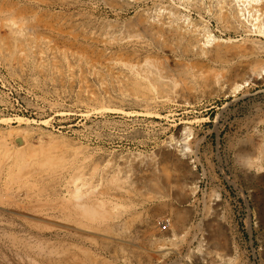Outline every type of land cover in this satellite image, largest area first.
Instances as JSON below:
<instances>
[{
  "label": "rangeland",
  "instance_id": "374dc122",
  "mask_svg": "<svg viewBox=\"0 0 264 264\" xmlns=\"http://www.w3.org/2000/svg\"><path fill=\"white\" fill-rule=\"evenodd\" d=\"M100 1L0 0V264H31L39 240L88 246L85 234L80 239L61 228L71 221L68 184L77 168L80 181L94 189L109 180L101 175L109 171L131 191L105 189L107 199L125 206L108 224L159 257L134 247L126 251L130 264H264V36L254 28V10L235 0H117L115 7ZM13 18L18 28L9 26ZM139 21H172L170 28L180 26L182 34H165L168 47L153 45L135 28ZM203 33L212 35L209 45L202 44ZM236 45L240 55H217ZM145 58L156 64L167 58L165 71L182 91H131L132 79L120 83L112 76L126 73L122 61ZM111 67L116 71L109 73ZM215 73L219 84L206 82L205 75ZM17 136L24 147L16 145ZM162 150L184 157L194 172L173 157L159 159ZM151 162L150 175L126 172ZM59 198L64 211L54 205ZM35 210L50 217L40 220ZM160 214L171 220L168 231L156 226ZM124 222H132L129 232Z\"/></svg>",
  "mask_w": 264,
  "mask_h": 264
},
{
  "label": "bare ground",
  "instance_id": "6f19581e",
  "mask_svg": "<svg viewBox=\"0 0 264 264\" xmlns=\"http://www.w3.org/2000/svg\"><path fill=\"white\" fill-rule=\"evenodd\" d=\"M97 1V0H96ZM103 1L105 4L113 7L114 5L116 6V4H114V2H116L117 0H101ZM100 1V2H101ZM123 1V0H122ZM137 1V0H135ZM186 1V0H185ZM237 1V3H244V5H249V7H251V10H254L253 12H255L254 15L255 16V19L253 21H255V23L253 24L251 21L249 22L250 24L252 23L254 25V28L255 30L260 34V35H263L264 36V0H235V2ZM141 2V1H140ZM147 2V1H146ZM221 2V1H220ZM226 2V1H225ZM118 3V2H116ZM125 3H128V2H125ZM202 3V2H201ZM217 3V2H216ZM215 3V4H216ZM219 3V2H218ZM234 3V2H233ZM130 4V3H129ZM222 4V3H221ZM125 5V4H124ZM132 5V3H131ZM228 5V4H227ZM243 5V6H244ZM114 6V7H115ZM118 6V4H117ZM121 6V5H120ZM123 6V5H122ZM139 6V5H138ZM163 6V5H162ZM170 6V5H169ZM210 6V5H209ZM245 7V6H244ZM248 7V8H249ZM196 8V7H195ZM122 9V8H121ZM162 9V8H161ZM170 9V8H168ZM173 9V8H172ZM172 9H170V11H168V14H172L174 15L175 13H177V11H174V12H171ZM221 10V8H219ZM239 9V8H237ZM247 9V8H246ZM114 10V9H112ZM124 10V9H123ZM128 10V9H127ZM176 10V9H175ZM224 10V9H222ZM250 10V9H248ZM145 11V10H144ZM237 11V10H236ZM165 12V11H164ZM239 12V11H238ZM253 12H251L253 14ZM144 13V12H143ZM142 13V14H143ZM159 13V12H158ZM157 13V14H158ZM246 14V13H245ZM250 14V13H249ZM242 15V14H241ZM240 15V16H241ZM251 15V14H250ZM10 16V15H9ZM160 16V15H159ZM157 16V17H159ZM176 16V14H175ZM12 17V16H11ZM11 17L9 19H11ZM14 17V16H13ZM168 17V16H167ZM179 17V16H178ZM243 17V16H242ZM15 18V17H14ZM13 18V21H11V23H9V26L10 28L12 29L11 26H16L17 24H19L17 22V24L15 25L14 21H17ZM160 18V17H159ZM4 19V18H3ZM140 19V18H139ZM171 19V18H170ZM169 19V20H170ZM173 19V18H172ZM241 19V18H240ZM8 19L6 18V20L4 21H7ZM167 20V19H166ZM168 21V20H167ZM177 21V20H176ZM140 22V21H139ZM143 22V20H142ZM172 22V21H171ZM171 22H169V24H167L168 22L166 21H162L159 25L157 24L156 26L155 25H149V23L147 24L146 23H139L138 24V27H135L136 29L138 28L142 34L149 38L150 39V42L153 43V45H166L165 43H163V39H164V36L165 34H178L179 31L181 32V30L178 31L177 28H181L180 26L177 27V28H170L171 26ZM178 22V21H177ZM240 22H243V21H240ZM6 23V22H5ZM8 23V22H7ZM137 23V22H136ZM151 23V22H150ZM159 23V22H158ZM176 23V22H175ZM189 23V22H188ZM173 24V23H172ZM243 24V23H242ZM241 24V25H242ZM135 25V24H134ZM253 25H252V28H253ZM19 26V25H18ZM1 27V25H0ZM183 27V26H182ZM205 27V26H204ZM16 28H18L16 26ZM196 28V27H195ZM201 28V27H199ZM203 28V27H202ZM201 28V29H202ZM253 28V29H254ZM182 29V28H181ZM184 29V28H183ZM14 30V29H13ZM12 30V31H13ZM138 30V31H139ZM20 31V29H19ZM139 31V33H140ZM184 31V30H183ZM200 31V30H199ZM209 31V30H207ZM251 31V30H250ZM14 32V31H13ZM184 33V32H183ZM191 33V32H190ZM201 33V32H200ZM206 33V32H205ZM203 33V34H205ZM257 33V34H258ZM138 34V33H137ZM182 34V32L180 33ZM187 34V33H186ZM178 36H180L178 34ZM205 42L202 43L203 45L204 44H207L209 45L208 43L211 41L210 38H211V34H205ZM204 38V37H202ZM178 39V38H177ZM175 39V40H177ZM183 40V39H182ZM213 41V40H212ZM218 41V40H217ZM165 42V41H164ZM170 42V41H169ZM168 42V43H169ZM172 42V41H171ZM228 42V41H227ZM167 43V45H168ZM166 45V46H167ZM232 45V44H231ZM241 45V44H240ZM141 46V45H140ZM184 46V45H182ZM235 46V45H234ZM168 47V46H167ZM204 47V46H202ZM226 47V46H225ZM183 48V47H182ZM228 49H220L217 53L218 56L222 57L224 56L225 54H229V55H233V56H237V55H240L242 51V47L241 46H237L236 47H227ZM189 49V48H188ZM244 49V47H243ZM185 50V49H184ZM189 52V51H188ZM186 53V52H185ZM101 54V53H100ZM135 54V53H134ZM97 55V54H96ZM103 55V54H102ZM93 58V57H92ZM91 58V60H92ZM103 58V57H102ZM101 58V59H102ZM100 59V58H99ZM106 59V58H105ZM112 59V58H111ZM117 59V58H115ZM127 59V58H126ZM162 59V58H161ZM172 59V58H171ZM106 60H110V58L106 59ZM118 60V59H117ZM167 60V58H166ZM166 60H163L162 62H160V64L157 62L154 63V61H152L151 59L149 58H145L144 61H139L137 59V61H128V62H124L122 60H119L122 64L121 66L126 70L124 72L122 71H118L117 73H114V75L112 76H115V78L120 82V83H126L127 80L130 81V79H132L131 83H129L128 85L126 84V88H128L129 90L132 91V89L130 88H135L137 90V88H139L141 91L142 90H145V91H148L149 93H152V94H159V93H162V92H166V93H173V94H177L178 92H181L182 91V87H181V90L177 88V85L179 84L178 83L177 85H175L171 78L168 77L169 73L166 72V68H164V66L167 67V61ZM175 60V59H174ZM87 61V60H85ZM114 62L116 60H113ZM126 61V60H125ZM161 61V60H160ZM110 62V61H109ZM113 62V63H114ZM120 62L117 61L118 64L116 65H119ZM178 62V61H177ZM91 63V62H90ZM116 63V62H115ZM89 64V63H88ZM96 64V63H95ZM111 64V65H110ZM179 64V63H178ZM112 61L109 63V67L112 66ZM116 65L114 64L113 67H116ZM181 65V64H180ZM185 65V64H184ZM91 66V65H90ZM98 66V65H96ZM101 66V65H99ZM120 66V65H119ZM183 66V65H182ZM181 66V67H182ZM188 66V65H186ZM113 67L112 70L110 68L109 70V73H111L110 71H116V69L113 70ZM179 67V66H178ZM185 67V66H184ZM254 67V66H253ZM257 66H255L256 68ZM94 68V67H93ZM190 68V67H189ZM252 68V67H251ZM100 69V68H99ZM109 69V68H107ZM119 69H122V68H119ZM176 69V68H175ZM180 69V68H179ZM244 69V68H243ZM249 69V68H248ZM253 69V68H252ZM261 69V68H259ZM95 70V69H94ZM178 70V69H176ZM184 70V69H183ZM246 70V69H245ZM251 70V69H250ZM262 71H264V66H263V69H261ZM99 71V70H98ZM114 71V72H115ZM186 71V70H184ZM249 71V70H248ZM256 72L257 70L256 69H253L251 70L250 72ZM101 72V71H100ZM187 72V71H186ZM250 72H245V75L247 76L248 74L250 75L251 73ZM168 73V74H167ZM213 73V72H212ZM259 73V71H258ZM261 73V72H260ZM96 74V73H95ZM100 74V73H99ZM98 74V75H99ZM107 74V73H106ZM113 74V73H112ZM111 76V74H109ZM126 75H129V76H126ZM173 75V74H171ZM244 75V73H243ZM252 75V74H251ZM109 76V77H110ZM244 76V77H246ZM106 77V76H105ZM108 77V78H109ZM172 77V76H171ZM104 78V77H103ZM111 78V77H110ZM114 78V77H113ZM173 78V77H172ZM205 80L206 82H208L209 84L211 85H218L219 82H220V77H219V74L215 73V74H206L205 75ZM124 80V82H123ZM239 80H244V78L242 77L241 75V78H239ZM181 84H185V83H182ZM239 84V83H238ZM119 85V83H118ZM125 85V84H124ZM205 85V84H204ZM121 86V85H119ZM183 86V85H181ZM237 86V84H236ZM235 86V87H236ZM242 86V85H241ZM122 87V86H121ZM179 87V86H178ZM189 87V86H188ZM210 87V86H209ZM237 87H240L239 85ZM236 87V88H237ZM185 88V87H184ZM186 89V88H185ZM189 89V88H188ZM238 89V88H237ZM134 90V91H136ZM138 90V91H140ZM236 90V89H235ZM122 91V90H121ZM127 91V89H126ZM129 91V92H131ZM140 91V92H141ZM120 93V92H119ZM165 94V93H164ZM170 95V94H169ZM134 96V95H133ZM147 96V95H146ZM162 96V95H161ZM171 96V95H170ZM136 97V96H135ZM153 97V96H152ZM163 97V96H162ZM161 97V98H162ZM169 97V96H168ZM178 97V96H177ZM125 98V97H124ZM100 99V98H99ZM170 99V98H169ZM175 99V97H174ZM162 100V99H161ZM173 101V100H172ZM162 103V102H161ZM21 119V118H19ZM10 120L9 118H3V121H8ZM188 130V129H187ZM24 132V130H23ZM187 135V134H186ZM184 136V134H183ZM182 137V135L180 136ZM15 138V137H14ZM188 138V137H186ZM186 138H180L181 140H185ZM15 142H16V145L24 147L26 145V141L23 137L21 136H17L15 138ZM181 142V141H180ZM179 143V142H178ZM182 143V142H181ZM183 145V144H182ZM186 145V144H185ZM184 146V145H183ZM189 146V145H188ZM17 147V146H16ZM186 147V146H184ZM183 147V148H184ZM172 148V147H170ZM182 148V147H181ZM180 148V149H181ZM182 148V149H183ZM245 148V147H244ZM8 149V148H7ZM6 149V150H7ZM28 149V148H27ZM188 149V148H187ZM253 149V148H252ZM5 150V151H6ZM9 150V149H8ZM8 150L6 153H8ZM186 150V149H185ZM190 150V149H189ZM31 151H32V148H31ZM245 153L248 152V149H244ZM187 152H189L187 150ZM182 153V152H180ZM245 153H242V154H245ZM248 154V153H247ZM137 155V154H136ZM150 155V154H149ZM182 156V155H181ZM22 157V156H21ZM132 157V156H131ZM160 157L159 159H162V160H167L168 158L170 157H173L175 158L182 166L183 170H187L188 172H190L191 174L194 172L192 171V169H190L187 165V163L183 160L184 157H180V155L176 152H169V151H165V150H162L160 152ZM143 158V157H142ZM141 158V160H142ZM145 158V157H144ZM256 158V157H255ZM26 159V158H25ZM125 159V158H124ZM140 159V158H139ZM16 160V159H15ZM131 160H135V159H131ZM174 160V159H173ZM247 160V159H246ZM22 161V160H21ZM20 161V162H21ZM28 161V160H27ZM120 161V160H119ZM168 161V160H167ZM169 161H171L169 159ZM176 161V162H177ZM249 161V160H247ZM23 162V161H22ZM135 162V161H134ZM149 162V161H148ZM153 162V161H152ZM152 162L149 163L146 167H142L143 164L139 165L141 162H139V164H134L132 165L131 169L130 167L128 168V170L126 171L127 173L129 172V170H132L134 172L135 171H140L142 172L145 176L147 175L145 172L148 171L146 168H151L152 167ZM43 163L45 164L46 161H43ZM118 163V162H117ZM125 163V162H124ZM131 163V162H130ZM146 163V162H145ZM156 163V162H155ZM154 163V165H156ZM174 163V162H173ZM256 163V162H255ZM254 163V164H255ZM51 164V163H50ZM53 164V163H52ZM147 164V163H146ZM144 164V165H146ZM160 164V163H159ZM17 165V164H16ZM119 165V164H118ZM169 165V164H168ZM252 164H249L248 166H251ZM127 166V165H126ZM124 166V167H126ZM160 166V165H159ZM179 166V165H178ZM11 167V166H10ZM20 167V166H19ZM120 167V166H119ZM123 167V166H122ZM123 169H126L124 168ZM164 167V166H163ZM256 167H258L256 165ZM96 166H94V168L92 169V172L90 174H92L94 176V174L96 175ZM106 168V167H104ZM157 168V167H156ZM162 168V167H161ZM146 169V171L144 170ZM160 169V167H159ZM119 171V170H118ZM117 171V172H118ZM121 171V169H120ZM119 171V172H120ZM123 171V170H122ZM145 171V172H144ZM250 171V169H249ZM104 172V170L102 171ZM107 172V171H106ZM109 172V171H108ZM108 172L107 174H101L103 176H109V180L103 184V187L100 188L99 184V188L96 186L97 189H94V186L92 184L91 181H88L87 179L85 180H81L80 181V177L82 176L83 173L80 172V169L77 168L76 172H74V175L71 176L70 180H69V184L68 186L71 184L73 185V189L71 191V194L69 192V195H71V205H70V208L71 210L69 209V211L71 212V221H67V222H64L63 224H61V228H64V229H67V230H70L72 232H74V234L77 236V237H81L82 234H85L86 237H87V241H88V246H81V245H76V244H70V246H61V247H55L54 244L53 245H50L48 242H44L45 240H39V243H37L35 245V254H36V257H31L29 262L31 264H130L129 263V259L126 255H127V252L128 250H130V248H134V247H137L138 250H140V252H145V253H148L147 255H149L151 258L154 257L155 259L157 257H159V255L156 253L157 251H151V250H148L146 247H142L140 246L139 244H136L134 243L132 240H130V238H128L127 236H125L124 234L127 233V231L125 233H119L118 231L115 232V230L113 229V226H111V224H108L109 221H111L112 219L116 218V217H121L123 215V213H119V212H122V208L124 209V204L123 202H114L113 200L111 199H107V197L105 196L106 195V190L105 189H108V186L109 184H112V185H115L116 186V189H120V190H123V192H128V191H125L126 188L125 186L123 185V182L120 180H118L117 178H115L116 176V173H115V176L113 175H108ZM131 172V171H130ZM139 172V175H142V173L140 174ZM164 172V171H163ZM160 173V172H159ZM170 173V172H169ZM172 173V172H171ZM16 174V173H15ZM72 174V173H71ZM118 174H121V173H118ZM123 174L125 175V173L123 172ZM136 174V173H135ZM148 174L150 175L149 171H148ZM165 174V172L163 173ZM91 175V176H92ZM154 175V174H153ZM158 175V174H157ZM31 176V175H30ZM100 176V175H99ZM112 176V177H111ZM120 176V175H118ZM122 176V174H121ZM167 176V173L166 175ZM22 177V176H21ZM102 177V176H101ZM127 177V176H126ZM124 177V178H126ZM131 177V176H130ZM150 177V176H148ZM169 177V176H167ZM59 178V177H58ZM100 178V177H99ZM122 178V177H121ZM138 178V177H136ZM161 178V177H160ZM159 178V179H160ZM106 179V178H105ZM116 179V180H115ZM148 179V178H146ZM168 179H171V178H168ZM167 179V180H168ZM32 180V179H31ZM127 180V179H125ZM151 181V179H148ZM185 180V179H184ZM130 181V180H129ZM134 181V180H133ZM132 181V182H133ZM156 181V180H155ZM160 181V180H159ZM162 181V179H161ZM27 182V181H26ZM122 182V183H121ZM141 182V180H140ZM143 182V181H142ZM141 182V183H142ZM154 182V181H153ZM168 182L170 183V180H168ZM30 183V182H29ZM67 183V182H66ZM99 183V182H98ZM136 183V182H134ZM145 183V182H144ZM146 183H151V182H147ZM157 183L159 184V182L157 181ZM153 184V183H152ZM168 183H166V186H170V185H167ZM25 185V184H24ZM31 185V184H30ZM48 185V184H47ZM65 185V184H64ZM136 185V184H135ZM162 185V184H161ZM131 186V185H130ZM134 186V185H133ZM143 186V185H142ZM141 186V188H142ZM151 186V184H150ZM163 186V185H162ZM181 186V184H180ZM139 187V186H138ZM145 187V186H144ZM158 187V185L156 186ZM112 189L114 187H111ZM132 188V187H131ZM135 188V187H134ZM182 188V187H181ZM137 189V188H135ZM139 189V188H138ZM137 189V190H138ZM152 189V187H151ZM156 189V188H155ZM162 189V188H160ZM195 189V188H194ZM193 189V190H194ZM110 190V189H109ZM136 190V192H137ZM145 190V189H144ZM172 190V189H171ZM108 191V190H107ZM143 191V190H142ZM53 192V191H52ZM109 192V191H108ZM131 192V191H130ZM128 192V193H130ZM165 192V191H163ZM110 193V192H109ZM166 193V192H165ZM27 194V192H26ZM25 194V196H26ZM30 194V193H29ZM37 194V193H36ZM50 194V193H49ZM48 194V195H49ZM61 194V193H60ZM66 194V193H65ZM68 194V193H67ZM112 194V193H111ZM131 194V193H130ZM160 194V193H159ZM17 195V193H16ZM38 195V194H37ZM36 195V196H37ZM109 195V194H108ZM123 195V194H122ZM148 196L150 195V193L147 194ZM146 195V196H147ZM157 195V194H156ZM164 195V194H162ZM170 195V193H169ZM173 195V194H172ZM1 196V194H0ZM3 196V195H2ZM1 196V197H2ZM35 196V194H34ZM46 196V195H45ZM120 196V195H119ZM145 196V198H146ZM166 196V195H165ZM0 197V198H1ZM6 197V196H5ZM8 197V196H7ZM56 197V196H55ZM67 197V196H65ZM69 197V196H68ZM121 197V196H120ZM151 197V195L149 196ZM148 197V198H149ZM153 197V196H152ZM151 197V198H152ZM159 197H162V196H159ZM167 197V196H166ZM61 198V197H60ZM57 201V203H55V200H54V205L56 208H58L60 211L63 210L64 211V199H60ZM116 198V197H115ZM144 198V197H143ZM171 198V197H170ZM29 199V198H28ZM41 199V198H40ZM67 199V198H66ZM153 199H156L155 197ZM151 199V200H153ZM162 199V198H161ZM165 199V198H164ZM163 199V200H164ZM173 199V198H172ZM181 199V198H180ZM68 200V199H67ZM120 200V199H119ZM129 200V199H127ZM143 200V199H142ZM150 200V199H149ZM148 200V201H149ZM160 200V199H159ZM168 200V198H167ZM17 201V200H16ZM15 201V202H16ZM39 201V200H38ZM45 201V200H44ZM121 201V200H120ZM170 201V200H169ZM180 201V200H179ZM14 202V201H13ZM37 203V201H34ZM53 202V201H52ZM144 202V201H143ZM158 202V201H156ZM155 202V203H156ZM180 202H188V200L186 199L185 201H180ZM17 203V202H16ZM15 203V204H16ZM24 203V202H23ZM27 203V202H26ZM35 203V204H36ZM51 203V202H50ZM162 203V201H161ZM160 203V204H161ZM164 203V202H163ZM168 204V202H166ZM43 204V203H42ZM49 204V202H48ZM134 204V203H133ZM141 204V203H140ZM158 204V203H157ZM159 204V205H160ZM171 204V202H170ZM131 205V203H130ZM162 205V204H161ZM21 206V205H20ZM31 206V205H30ZM51 206V204H50ZM53 206V205H52ZM51 206V207H52ZM68 206V205H67ZM133 205H131L132 207ZM27 207V206H26ZM29 207V206H28ZM44 207V206H43ZM18 208V207H17ZM34 209V208H33ZM54 209V208H53ZM66 210V209H65ZM55 211V210H54ZM36 214H38V216H35L36 218L38 219H43L45 216H49L47 213H45L44 211H37L35 210ZM29 213V212H28ZM68 213V212H67ZM66 213V214H67ZM31 214V213H30ZM33 214V213H32ZM64 214L65 212L63 213V217H64ZM138 214V213H137ZM146 214V212H145ZM164 215V214H163ZM66 216V215H65ZM186 216V215H185ZM28 217V215H27ZM50 217V216H49ZM48 217V218H49ZM61 217V218H63ZM184 217V216H183ZM31 218V217H30ZM52 218V217H51ZM182 218V217H181ZM46 219V218H45ZM54 219V218H52ZM118 219V218H117ZM129 219V218H128ZM131 219V218H130ZM60 221V219H58ZM132 220V219H131ZM145 220V219H144ZM215 220V219H214ZM128 221V220H127ZM147 221V220H145ZM32 222V221H31ZM61 222V221H60ZM58 222V223H60ZM218 222V221H217ZM33 223V222H32ZM56 223V222H55ZM132 223V222H130ZM130 223H127L125 224V222L122 224V228L123 229H128V232H129V229L131 228V224ZM179 224V222H178ZM182 225V224H181ZM60 227V226H59ZM52 228V227H51ZM54 228V227H53ZM133 228V227H132ZM179 228V227H177ZM185 228V227H184ZM183 229V228H182ZM177 230V229H175ZM6 231V230H5ZM84 231V232H83ZM8 233V232H7ZM6 233V234H7ZM10 235V234H8ZM117 235H120L121 237H117ZM128 235V234H127ZM151 235V234H150ZM137 237V236H136ZM212 236L209 234L208 235V238H211ZM5 238V237H4ZM7 238V237H6ZM3 239V238H2ZM81 239V238H80ZM83 240V239H82ZM84 242V241H83ZM152 242V241H151ZM69 243V242H68ZM153 244V243H151ZM12 245V244H11ZM86 245V244H85ZM137 245H139L140 247H138ZM57 246V245H56ZM162 246V245H161ZM29 247V246H28ZM118 248H120L121 252L123 254H119L118 252ZM160 248V247H159ZM157 249V250H160V249ZM19 249V248H18ZM164 249V248H163ZM162 249V250H163ZM27 250V249H26ZM133 250V249H131ZM144 250V251H143ZM22 251V250H21ZM127 251V252H126ZM29 252V250H28ZM26 252V253H28ZM130 252V251H129ZM141 252V253H142ZM151 252V253H149ZM166 252V251H165ZM135 253V252H134ZM159 253V252H158ZM28 255V254H27ZM165 255V254H164ZM137 256V255H136ZM139 256V255H138ZM37 257L39 259H37ZM130 257V256H129ZM210 258V257H209ZM37 259V260H36ZM189 260V259H187ZM153 261V260H152ZM196 261V260H195ZM209 261V260H208ZM224 261V260H223ZM211 262V261H210ZM187 264H191V263H188L186 262ZM193 263V261H192ZM213 263V262H212ZM216 263V261H215ZM12 264V263H11ZM199 264V262H198ZM218 264V263H216Z\"/></svg>",
  "mask_w": 264,
  "mask_h": 264
},
{
  "label": "built area",
  "instance_id": "2783aa9c",
  "mask_svg": "<svg viewBox=\"0 0 264 264\" xmlns=\"http://www.w3.org/2000/svg\"><path fill=\"white\" fill-rule=\"evenodd\" d=\"M171 225H172L171 220L168 217L162 214L157 216L156 226L160 231L162 232L168 231L171 228Z\"/></svg>",
  "mask_w": 264,
  "mask_h": 264
}]
</instances>
